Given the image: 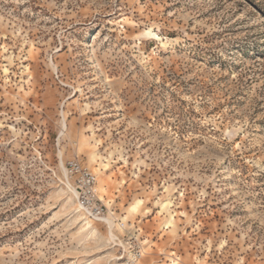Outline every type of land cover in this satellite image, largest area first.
Listing matches in <instances>:
<instances>
[{
	"label": "rangeland",
	"instance_id": "374dc122",
	"mask_svg": "<svg viewBox=\"0 0 264 264\" xmlns=\"http://www.w3.org/2000/svg\"><path fill=\"white\" fill-rule=\"evenodd\" d=\"M0 264H264V0H0Z\"/></svg>",
	"mask_w": 264,
	"mask_h": 264
},
{
	"label": "built area",
	"instance_id": "2783aa9c",
	"mask_svg": "<svg viewBox=\"0 0 264 264\" xmlns=\"http://www.w3.org/2000/svg\"><path fill=\"white\" fill-rule=\"evenodd\" d=\"M65 171L68 184L77 193L79 209L92 220H104L105 208L99 198L96 176L76 160L68 162Z\"/></svg>",
	"mask_w": 264,
	"mask_h": 264
},
{
	"label": "bare ground",
	"instance_id": "6f19581e",
	"mask_svg": "<svg viewBox=\"0 0 264 264\" xmlns=\"http://www.w3.org/2000/svg\"><path fill=\"white\" fill-rule=\"evenodd\" d=\"M68 184V183H67ZM68 186L70 187V188H72L69 184H68ZM71 192L73 193V196L76 198L77 197V193H76V191L72 188L71 189ZM105 220V219H104ZM110 224L112 223V222H109ZM88 224V223H87Z\"/></svg>",
	"mask_w": 264,
	"mask_h": 264
}]
</instances>
